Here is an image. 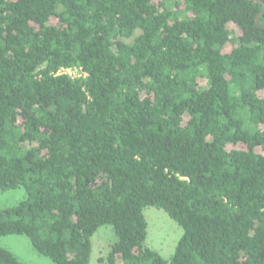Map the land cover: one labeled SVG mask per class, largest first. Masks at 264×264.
<instances>
[{"label": "trees", "instance_id": "16d2710c", "mask_svg": "<svg viewBox=\"0 0 264 264\" xmlns=\"http://www.w3.org/2000/svg\"><path fill=\"white\" fill-rule=\"evenodd\" d=\"M19 188L0 237L55 264H89L102 226V264H264V0H0V191ZM149 206L183 230L170 258Z\"/></svg>", "mask_w": 264, "mask_h": 264}, {"label": "rangeland", "instance_id": "374dc122", "mask_svg": "<svg viewBox=\"0 0 264 264\" xmlns=\"http://www.w3.org/2000/svg\"><path fill=\"white\" fill-rule=\"evenodd\" d=\"M26 197L24 188L0 191V209L13 206ZM144 215L148 222L146 245L158 250L165 258H170L182 236V228L161 209L146 207ZM114 240L115 234L110 226L100 227L92 237L89 264H102L100 258L106 256ZM0 246L10 250L24 264H55L50 258L37 253L30 240L23 235L1 236Z\"/></svg>", "mask_w": 264, "mask_h": 264}]
</instances>
